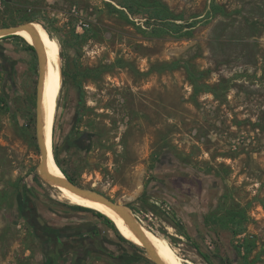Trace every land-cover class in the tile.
<instances>
[{
  "label": "rangeland",
  "instance_id": "374dc122",
  "mask_svg": "<svg viewBox=\"0 0 264 264\" xmlns=\"http://www.w3.org/2000/svg\"><path fill=\"white\" fill-rule=\"evenodd\" d=\"M139 1L132 12L122 5L132 0H0V27L40 18L52 28L63 75L53 147L80 185L129 204L163 237L168 232L185 264H238L242 243L254 244L246 264H264V0ZM154 1L171 15L159 18ZM0 48L27 70L20 93L7 87L10 108L0 107V264L42 259L19 196L42 222L69 223L98 240L100 250L85 264H154L142 246L137 251L103 219L72 209L77 204L41 178L38 56L19 37L0 39ZM88 68L102 73L88 77ZM2 80L0 72L5 97ZM82 132L97 134L91 151L67 149ZM164 148L220 180V219L229 210L244 218L203 240L198 218L189 225L179 210L155 205L160 197L148 184ZM207 249L213 254L205 258Z\"/></svg>",
  "mask_w": 264,
  "mask_h": 264
},
{
  "label": "flooded vegetation",
  "instance_id": "af4514ba",
  "mask_svg": "<svg viewBox=\"0 0 264 264\" xmlns=\"http://www.w3.org/2000/svg\"><path fill=\"white\" fill-rule=\"evenodd\" d=\"M0 72L3 73L2 88L5 98L8 86L19 92L20 82L18 79L27 70L25 67L21 68L20 62L13 60L4 50H0ZM5 106L6 110L10 108V102L7 99ZM55 115L56 110L53 111L52 135L56 121ZM96 137L97 134L82 132L80 136L72 138L67 149L88 153L91 151ZM55 145L57 146V144ZM58 150L61 158L59 147ZM148 189L152 194L160 197L158 201H165L169 205L170 211L175 213L176 210H179L185 223L191 225L194 222L193 216L198 218V223L201 225L199 228L200 239H205L203 234L215 238L220 233V200L224 196V192H222L220 180L212 175L202 174L189 168L180 159L174 157L167 148H164L156 158V169L148 184ZM21 197H18V212L31 224L35 236L41 243L42 259L38 261V264H85L92 256L96 255L97 250H100L98 240L91 236L67 234L62 228L42 222L34 204L25 197ZM183 230L190 236L187 229ZM201 252L204 253L203 250ZM207 252L212 256L211 250L207 249ZM108 255L112 256L111 253ZM123 256L121 254L115 258L121 259Z\"/></svg>",
  "mask_w": 264,
  "mask_h": 264
},
{
  "label": "bare ground",
  "instance_id": "6f19581e",
  "mask_svg": "<svg viewBox=\"0 0 264 264\" xmlns=\"http://www.w3.org/2000/svg\"><path fill=\"white\" fill-rule=\"evenodd\" d=\"M35 28L37 29L45 48V54L47 58V70L45 74V80L43 85V95H42V114H41V123L45 133V138L47 141L48 148V157H47V169L57 175V176H65L64 172L58 165L55 160V156L53 153V111L57 108V103L59 96L62 90V65L60 60V51L57 40L49 34L46 28L40 23H34ZM18 35L22 36L29 44H33V38L31 34L27 30H20L17 32ZM51 185L58 188L63 196L68 199L70 202L89 207L100 211L106 216L110 217L115 224L119 227L123 236L127 239L131 240L135 244L142 246V242L138 238L137 234H135L123 221V219L112 209L107 207L106 205L93 200L91 198H87L85 196H81L76 194L69 189H66L61 186H57L51 182ZM143 229L145 234L155 247L157 253L165 262V264H185V260L182 259L176 252V249L170 244V242L152 230L150 227L146 226L143 223Z\"/></svg>",
  "mask_w": 264,
  "mask_h": 264
},
{
  "label": "water",
  "instance_id": "95a60500",
  "mask_svg": "<svg viewBox=\"0 0 264 264\" xmlns=\"http://www.w3.org/2000/svg\"><path fill=\"white\" fill-rule=\"evenodd\" d=\"M35 21L26 22L17 25L2 26L0 27V39L5 38L6 36L12 34H18L20 30H27L33 38V46L38 56L39 61V76L37 83V102H36V112H37V136L41 154V162L37 166V170L41 178L48 183H54L57 186L64 187L70 191L91 198L102 204L106 205L110 209L114 210L125 222V224L135 233L142 242V247L146 250L148 257L154 262V264H165L162 258L157 253L155 247L145 234L143 229V221L140 216L134 212L133 208L122 201H119L103 192H100L93 188H88L74 183L66 175L57 176L51 173L47 169V157H48V148L47 141L45 138V133L41 123V114H42V95H43V85L45 80V74L47 70V58L45 54V48L43 41L34 26ZM40 23V22H37ZM41 24V23H40ZM42 25V24H41ZM54 153V147H53ZM110 218V217H109ZM111 219V218H110ZM115 223V222H114ZM117 226V225H116ZM119 229V227L117 226ZM120 231V229H119ZM121 232V231H120ZM122 234V232H121ZM123 235V234H122Z\"/></svg>",
  "mask_w": 264,
  "mask_h": 264
},
{
  "label": "trees",
  "instance_id": "16d2710c",
  "mask_svg": "<svg viewBox=\"0 0 264 264\" xmlns=\"http://www.w3.org/2000/svg\"><path fill=\"white\" fill-rule=\"evenodd\" d=\"M119 1V0H117ZM133 2L131 4H127V3H124L122 4L123 6L127 7L129 9V11H132V12H135V7L137 6H142V3L139 1V0H132ZM121 3V2H120ZM153 5V6H152ZM151 6L153 8L156 9V12L157 14H160L158 17L159 18H162V17H169L171 14L170 12L168 11V9L163 6L160 2L158 1H154L153 4L151 3ZM118 9V8H116ZM34 21L36 22H40L45 28L46 30L49 32V34L51 36H53V31H52V28L42 19L40 18H35ZM195 24H190L189 27H193ZM3 26H8V24L4 23ZM13 37H19L21 39H23L26 43H27V49L28 50H32L35 52V49H34V46L32 44H29L22 36H19L18 34H12V35H9V36H6L5 38H2V39H8V38H13ZM87 76L88 77H99L102 73V69H91V68H88L87 70ZM82 72H80L78 70V73L77 74H74V79L76 80V82L78 83L79 87H82L81 83H79V75L81 74ZM3 104L5 105L6 104V98L4 96H0V107H3ZM6 109V108H5ZM54 156H55V159L57 161V163L59 164V166L61 167V169L63 170L64 174L70 179L72 180L74 183L76 184H79L78 181L76 180V178L69 173V171L63 166V163H62V160L59 156V150H58V147L54 144ZM80 185V184H79ZM82 186V185H81ZM72 209H75V210H79V211H87V212H90L92 213L94 216L100 218V219H103L104 221H106V223L113 228V230L115 231L117 237L122 241V242H126V243H129L131 245L132 248L136 249L137 251L139 252H144L143 248L137 244H135L134 242H132L131 240L127 239L126 237H124L121 232L119 231V229L117 228L116 224L114 223V221L112 219H110L108 216H106L105 214L101 213L100 211H97L95 209H92V208H89V207H85V206H79V205H76V206H71ZM157 207V206H155ZM134 212H137V211H134ZM241 218H244V213H242L241 211H237V210H229L227 215H224L223 216V219H220L219 218V221H220V226L221 227H224V228H229L230 225L232 224H235L236 222H239V219ZM18 221H15L14 223H17ZM175 225L178 226L179 228H182V226L175 222ZM235 230H233V234H234ZM182 234L187 236V237H190L189 235H187V233L183 230L182 231ZM163 235L168 238V239H172V237L168 234V232H164ZM254 244H250V243H242V244H238L235 246V249L238 251L239 253V256L241 258V263L240 264H246V259H247V254H249L252 250H253V247ZM200 250V246L198 245L197 246ZM201 255L205 258H208L209 254L207 253H202L200 252ZM227 263V262H226Z\"/></svg>",
  "mask_w": 264,
  "mask_h": 264
},
{
  "label": "crops",
  "instance_id": "0c3cea01",
  "mask_svg": "<svg viewBox=\"0 0 264 264\" xmlns=\"http://www.w3.org/2000/svg\"><path fill=\"white\" fill-rule=\"evenodd\" d=\"M45 224H48L50 226H56L59 228H62L67 234H80V235H87L88 232L83 231L82 229H77V227L66 223L65 225H56L53 221L50 222L48 220L44 221Z\"/></svg>",
  "mask_w": 264,
  "mask_h": 264
},
{
  "label": "built area",
  "instance_id": "2783aa9c",
  "mask_svg": "<svg viewBox=\"0 0 264 264\" xmlns=\"http://www.w3.org/2000/svg\"><path fill=\"white\" fill-rule=\"evenodd\" d=\"M78 26H79V28H84V27L88 26V23H86L84 21H80V24ZM153 202H154V204H156L158 207L162 208L167 213L170 211V207L167 203L162 202V201H158V200H155Z\"/></svg>",
  "mask_w": 264,
  "mask_h": 264
}]
</instances>
